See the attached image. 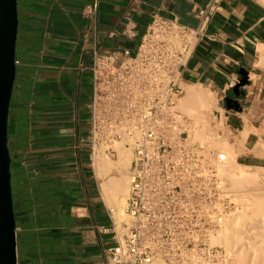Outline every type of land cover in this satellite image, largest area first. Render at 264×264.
Instances as JSON below:
<instances>
[{
    "label": "crops",
    "instance_id": "0c3cea01",
    "mask_svg": "<svg viewBox=\"0 0 264 264\" xmlns=\"http://www.w3.org/2000/svg\"><path fill=\"white\" fill-rule=\"evenodd\" d=\"M211 1L99 0L96 13L84 17L94 0H19L8 128L20 167L12 178L19 264L106 263L113 235L99 230L111 227L114 212L101 190L96 157L92 168L80 148L77 118L89 101L87 72L80 64L95 50L135 53L154 14L200 27ZM221 8L184 69L183 84L206 86L225 101L234 97L230 87L246 71L250 83L238 100L242 111L225 106V125L238 136L251 132L245 141L259 143L264 140V68L258 66L264 1L221 0Z\"/></svg>",
    "mask_w": 264,
    "mask_h": 264
},
{
    "label": "built area",
    "instance_id": "2783aa9c",
    "mask_svg": "<svg viewBox=\"0 0 264 264\" xmlns=\"http://www.w3.org/2000/svg\"><path fill=\"white\" fill-rule=\"evenodd\" d=\"M98 4L82 15L93 16ZM221 9V0H212L197 28L154 14L135 53L95 50L80 64L92 81L86 120L77 118L91 167L98 154L116 160L120 151L132 153L123 220L111 215V227L99 230L113 235L105 264H237V249L215 241L239 212L224 176V134L206 131L179 108L183 71Z\"/></svg>",
    "mask_w": 264,
    "mask_h": 264
},
{
    "label": "bare ground",
    "instance_id": "6f19581e",
    "mask_svg": "<svg viewBox=\"0 0 264 264\" xmlns=\"http://www.w3.org/2000/svg\"><path fill=\"white\" fill-rule=\"evenodd\" d=\"M258 56V66L264 68V46L259 47ZM185 89L186 94L179 102L180 110L186 113L188 116L198 120L203 128L208 131L209 121L211 120L210 118L212 117L214 111L218 108L216 102L214 103V101L212 100L213 97L207 96L208 94H203L202 88L187 85ZM249 133L251 132H248L247 130L242 131L241 142L245 141ZM207 134L208 132L205 135L201 136V138L207 137ZM230 148L232 150V146H230L229 143L224 144L222 142V151H226ZM95 157L96 174L97 177L101 180V190L103 196L106 202L109 204L110 208L113 209L114 218L121 221L123 220L121 217L123 215L124 206L129 195L131 183L129 178V169L132 161V153L127 150L120 151L119 158L116 160L108 159L102 154H98ZM226 158L228 159L227 156ZM227 161H230V163L228 164V170L225 171L234 180L248 182L260 181L259 176L250 175L246 171H244L243 168L246 167H241L239 165L238 168V166H236V158L234 156ZM114 172H117L118 176H114ZM259 208V205H254V210L249 214L244 215L243 213H238L237 215H235L228 221L220 240H215L223 245V238L224 234L226 233L225 236L227 237L228 241H230L228 243L231 249H237V244L239 242L237 233L241 230V228H249L248 233L250 235L246 242V247L240 252H238L239 249H237V255L239 258H241V261L242 259L244 261L245 258L243 257L247 256L250 260V264H257L258 257L264 251V220L261 222V227L255 226V223L260 217ZM124 220L128 221V218L125 216Z\"/></svg>",
    "mask_w": 264,
    "mask_h": 264
},
{
    "label": "water",
    "instance_id": "95a60500",
    "mask_svg": "<svg viewBox=\"0 0 264 264\" xmlns=\"http://www.w3.org/2000/svg\"><path fill=\"white\" fill-rule=\"evenodd\" d=\"M19 0H0V264H19L17 227L9 149V114L15 85L16 49L19 32ZM239 82L227 97L228 110L241 112L242 89L249 85L248 73L240 72Z\"/></svg>",
    "mask_w": 264,
    "mask_h": 264
},
{
    "label": "rangeland",
    "instance_id": "374dc122",
    "mask_svg": "<svg viewBox=\"0 0 264 264\" xmlns=\"http://www.w3.org/2000/svg\"><path fill=\"white\" fill-rule=\"evenodd\" d=\"M84 79V87L87 91L85 92V95H87L88 93L87 98L89 99L92 87L91 73L87 72L84 76ZM186 86L184 85V87ZM196 87L202 88L203 94H208L207 96L213 97L212 100L214 101V103L216 102L218 106V108L214 111L212 117L210 118L211 120L209 121V129H213V127L220 129L224 134L223 143H229L230 146H232V150L230 148L226 151H223V153L226 154L229 160L231 159V157L234 156L236 158V166H238V168L239 165L241 167L244 166L246 168H243V170L246 171L248 174L257 175L260 177V181L258 182L238 181L234 180L230 175L226 173V171H224V176L226 177L229 185L238 194V213H243L244 215H247L254 210V205H259L260 217L258 218L256 223H253H255V226L261 227V222L264 220V140H261L259 143H256V141L253 140L245 141L244 143H242V136H238L237 132H233L232 134L227 128V125H225V101H220V97H218L215 93H213L210 88L206 86L198 85ZM85 116L86 113H81V118L83 121L86 120ZM229 163L230 161L227 163L225 170H228ZM248 230L249 228H241V230L237 233V236L239 237V242L237 244V249H239L238 252H240L246 247V242L250 235L248 233ZM225 234L223 238V245L228 248H231L228 243L230 241H228ZM243 258H245V260L243 261L242 259V262L241 258H239L237 255V264H250V260L247 256H244ZM257 262V264H264V251L258 257Z\"/></svg>",
    "mask_w": 264,
    "mask_h": 264
},
{
    "label": "trees",
    "instance_id": "16d2710c",
    "mask_svg": "<svg viewBox=\"0 0 264 264\" xmlns=\"http://www.w3.org/2000/svg\"><path fill=\"white\" fill-rule=\"evenodd\" d=\"M9 149H10V155H11V160H12V167H11L12 178H14L17 175L16 168H20V167L16 166V162L17 161H16L15 150L13 148V144L11 142V138L10 137H9ZM13 197H14V200H15V195Z\"/></svg>",
    "mask_w": 264,
    "mask_h": 264
}]
</instances>
